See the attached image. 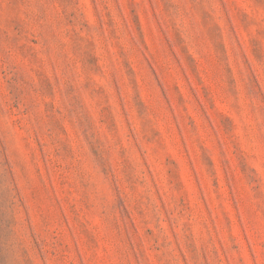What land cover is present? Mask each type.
<instances>
[{"label":"rangeland","instance_id":"obj_1","mask_svg":"<svg viewBox=\"0 0 264 264\" xmlns=\"http://www.w3.org/2000/svg\"><path fill=\"white\" fill-rule=\"evenodd\" d=\"M0 264H264V0H0Z\"/></svg>","mask_w":264,"mask_h":264}]
</instances>
